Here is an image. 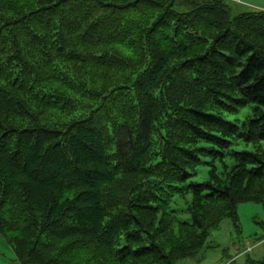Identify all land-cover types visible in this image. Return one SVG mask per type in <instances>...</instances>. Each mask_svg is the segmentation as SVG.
Here are the masks:
<instances>
[{
	"label": "trees",
	"instance_id": "trees-1",
	"mask_svg": "<svg viewBox=\"0 0 264 264\" xmlns=\"http://www.w3.org/2000/svg\"><path fill=\"white\" fill-rule=\"evenodd\" d=\"M240 203L264 211V11L0 0V235L19 264H178Z\"/></svg>",
	"mask_w": 264,
	"mask_h": 264
},
{
	"label": "rangeland",
	"instance_id": "rangeland-1",
	"mask_svg": "<svg viewBox=\"0 0 264 264\" xmlns=\"http://www.w3.org/2000/svg\"><path fill=\"white\" fill-rule=\"evenodd\" d=\"M225 1L232 6L235 13L246 10L264 11V0ZM227 119L232 120L230 116ZM237 216V223L228 218L223 220L216 230L211 231L205 247L194 258L181 260L178 264H229L232 261V264H246L248 258L261 259L264 256L262 206L240 203L237 206ZM0 264H19L12 246L1 235Z\"/></svg>",
	"mask_w": 264,
	"mask_h": 264
}]
</instances>
